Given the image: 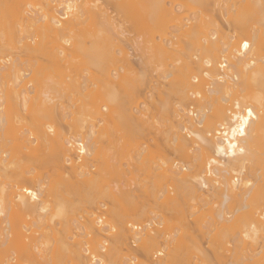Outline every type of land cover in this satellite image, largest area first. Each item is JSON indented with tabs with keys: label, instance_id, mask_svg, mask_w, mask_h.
Listing matches in <instances>:
<instances>
[{
	"label": "bare ground",
	"instance_id": "6f19581e",
	"mask_svg": "<svg viewBox=\"0 0 264 264\" xmlns=\"http://www.w3.org/2000/svg\"><path fill=\"white\" fill-rule=\"evenodd\" d=\"M104 1L50 0L44 3L46 9L51 11H49L50 13H45V11H43L44 13H40L39 9L27 10L28 8L24 9L22 6L18 10L11 9L9 17V14L6 15L7 11L0 9V263L64 264L66 260L64 261L63 259L68 255L67 258L70 259L69 261H73L74 264H117L118 260L116 259L118 258H115L116 254H113L115 252L113 250L117 249L116 247L118 245L121 247V243L123 244L126 242V244H129L127 247H130L131 250L133 249L132 252L136 248L131 246V242L133 244L135 243L136 247L140 244L142 254L148 259L150 253L146 244L157 239H162V237L165 236V238H163L165 240L164 247L161 246V248L155 252L153 258L155 261L152 259L151 262V264H164L163 261L165 260L157 262L158 260H156V258L174 252L172 251L174 244L178 242L177 240L181 239L182 234L180 229L172 225V217L168 219L164 217L162 213L158 214L159 211L155 212V209L149 210V212H144L143 210L135 214L134 218L132 217V219H134L133 221L136 220V222L141 221L142 223L143 219V222L147 220L145 221L146 223L144 222V225L138 226L128 223L129 221L126 222L127 218L124 220L122 218V220H120L121 217L117 218V215L113 214L116 213V211L108 210V215L110 216L111 214V217L113 216L110 220L113 222L115 221L114 224L119 228L118 234L114 235L112 234L115 232L114 226L112 227L110 225V221L107 222L106 216L104 218V213H102L103 216L102 214H100L101 216H95L96 213L92 212V210L102 198L103 200L105 199L104 201L107 200V202H110V205L113 203L118 204L120 198L117 196L119 194L114 198V196H111L113 191H111V194L106 192L107 194H101L103 197H99L98 201L94 200L95 202L93 201L90 207L88 206V208L93 209L89 210L90 212H88L87 209V216L85 215L87 218V225L84 223L81 224L80 221L83 219L81 216H76L80 213L84 214L82 213L83 211L80 213L78 212L80 210L76 207V204H68L72 206H67L64 202H57L54 203L53 208H51L42 199L45 191L56 189L55 186H58L56 189L58 192L61 191V189L63 190L61 187H67L68 184L66 185L65 182L67 181V183H69L70 178L73 176L81 179L80 188L82 191L88 192L89 190H95L97 186L96 181H94L95 177L93 178L94 180L88 178L91 172L89 173L87 168L89 163H92V160L95 162L99 160L100 149H98L97 141H100L102 137L98 134L99 137L95 135L97 132L95 128L98 124L101 125L105 121L103 119H106V117L103 115L105 118H100L96 123L94 122L95 124L88 123V120L82 119L79 122L80 124L78 123L73 134L67 136V134L62 133L60 125L55 124L54 117L52 116L51 118L55 108L62 107L63 110L65 104H61L60 100H62L63 97L66 100L67 98L69 99L73 93L79 95L77 96L78 98L75 97L76 100L74 99V102H72L73 97L72 100L70 99V104L66 105V107H69V110L66 109L68 113L66 114L64 112L65 114L63 113L62 115V117L67 115L66 119L68 117L73 119L74 111L72 109L82 97H90L94 102L97 100L102 101L101 103H103V105L101 106L98 104L100 102H96L99 106L96 112L100 114L102 110H104L103 107L109 108L110 116L113 114L115 116V118L112 116L114 119L113 122L118 125L121 124V126L123 125V128L125 127L127 131L130 127L135 126L133 123L136 118L135 115L130 114L131 103V106H128L129 108L125 107L127 105L124 106L123 103H119L123 101L121 100V93H119V91L123 87L125 90L127 86L131 88L129 92L134 93L133 90L137 91V93H139H136L138 97L144 88H137L138 90H136L132 83H135L136 80L139 79H141L140 81L145 80L146 83H149L152 77L158 75V73H162V80L166 79L168 86L171 88L170 95L172 99L170 101L172 104L175 102L172 105V107L174 106L173 109L167 107L166 104H164L162 108L165 109L168 124L164 123L167 124V126L163 125L162 118H160L161 121L159 120L161 125L157 122V118L153 119L151 116L150 119L147 116L148 113H145L146 109H149L147 105L145 110L139 108L141 110H139V113L144 118L140 116L141 118L138 117L140 121L138 119L135 121L137 124L136 128L141 126L143 129L146 127L149 128L148 126H150L154 132L160 131L163 129L162 127H167V133L163 130L165 133L163 137L165 136L164 139L168 145L165 141L164 143L170 148L172 153H174L172 155L175 156L172 160H166L167 162L165 161L161 164L151 161V164H154L153 170L156 172L161 169V173H163L169 183L161 188L159 199L161 197L163 198V196L164 198L166 197L165 200H162L165 201L164 205L167 206L166 208L168 209L166 210L168 213H172V211L179 209L178 207L180 204H177L179 195L182 199L190 197L193 201L200 200V202L203 203V206L201 205L203 208L208 204L212 206L215 204L212 208L210 205L208 211L202 214L199 212L201 214L200 216L195 215L197 210L191 212L193 210L190 208L188 210L190 213L189 217L192 218L195 215L202 224H208L215 228L219 226V235L225 239L224 242L226 244L229 245V243H232V247L229 249L227 246H224V243H222V245L220 244V250L222 249L223 253L229 252V255L220 256L222 260L217 259V256L215 260H212L214 263L205 257L204 251L200 250L202 253L199 252V254L201 253L202 255L200 254L201 256L198 258L201 264H264V251H262L264 248V205L257 203L258 201L260 203L261 199L264 200V53H262L264 51L261 52L262 54L260 53L261 55H257L258 51L264 50L259 48V45L261 46L262 36H264V0H237V3H244V8H246L245 11L236 7V2L228 4L227 2H229V0H184L185 3L182 6L186 7V9L192 10L190 8H199V10H202H200V12H205V7L210 6L214 12L219 11V14L221 13L223 16H227L229 22L226 20L224 21L227 28L226 31L228 28H233V30L238 28L241 31L240 34H244L246 39H242L239 42L237 40L236 42V40H234L236 37L233 36L235 32H232L233 34L230 32L232 36L230 34L228 38V35L224 32H219L220 28L218 25L212 28L205 27L207 23L201 18V15L197 18L192 17V19H195L201 24H198L200 26L199 30L200 28L202 30L199 31L200 33L197 32L199 35L196 33L198 36L194 35L195 37L191 39L192 41L188 39L185 46L183 42L182 45L184 47H177V42H172L173 39L169 40L172 37H161L160 42L155 43L154 47L148 46L146 49V53L148 52L149 56L148 54L142 55H145V57H143L145 59V61H143L145 64L142 62L145 70L142 69L144 73L140 72L141 74H139V76L129 71L132 70L131 68H133L132 64L134 62L132 64L131 62L133 58L136 57L133 53L135 54L139 47L134 45L137 49L134 48L132 44L134 40H130L131 43L129 42L130 44H128L127 41L129 39H127L126 32L118 31L119 27L115 25L114 17L111 15L112 12H110L109 7H107L112 0H108V5L106 4V0ZM171 1L174 3L176 0H170V5L172 4ZM184 1L182 0V2ZM208 1L212 3L209 5ZM54 2L58 5L53 4ZM44 6L42 7L45 9ZM173 6L174 5L170 6V8H166L164 0H150L146 7L150 10L148 12L147 9V12L151 17L159 15V17L162 16L163 18H167L168 21L172 18L175 22L174 19L176 16L175 14L173 15V13L176 11L171 9ZM42 7L39 8L41 9ZM199 10L197 9V11ZM191 12L197 13L196 10ZM10 18L12 20H9ZM245 18L249 21H251L249 18L252 20L255 19L254 22L256 26L250 25L245 27L242 22ZM177 19L180 22L182 21L180 18ZM178 21H176V23ZM244 21H246V19ZM184 22L175 25L178 31H185V27L187 29L188 24L186 22H188V20ZM89 26H93L92 29L86 30ZM79 27L85 29L80 31L78 29ZM79 32L97 33L93 36L90 45L86 46V42L80 38ZM179 33L183 36L182 38L187 37V32ZM216 33H221L222 38L226 39L225 42L224 40H217L220 38L215 36ZM172 35L174 36V33ZM36 37L38 41L37 39L34 40ZM187 42L189 45H187ZM14 43L21 44V46L15 47ZM50 43L52 44L50 45L52 48L51 52H53L51 61L54 60L50 62L51 65L52 63L56 65V63L61 62L70 54L71 56L69 57L71 59L67 57V61L68 59L74 60L76 57L82 58L88 65L96 67L101 77L98 81L94 80V82L86 77L85 72V76H83L81 81L78 77L80 81L78 82L76 80L78 78L75 79L74 76L71 78L68 70L66 72V67L63 65L60 66L57 64L56 66L53 65V67H50V65L47 64L50 68L45 67V71L46 69H50L52 73L54 72V75L48 70L46 71V75L49 77L46 78V75L43 73L45 72L43 66H35L38 69L34 70L33 63H31L33 67L32 65H26L27 60L34 58L31 56L32 51H39V46L44 47ZM122 43L125 47L119 45ZM134 44L137 43L135 42ZM145 48L143 50L144 52ZM152 49L154 50V54L152 53ZM69 51L70 53H68ZM171 51L178 52L180 56L176 55L177 57L174 58L172 54L170 57ZM21 54L23 55L21 56ZM115 54H120L121 56L118 57ZM25 55L27 56L26 62L21 59V57ZM41 56L42 55H40V58ZM37 57L35 56V58ZM35 58L34 60L37 62ZM66 59L63 64H66ZM154 59H156L157 62ZM142 60V57H136V59H134L136 62ZM154 63L157 64V66H155ZM22 64H25V68H27L25 69ZM110 65L112 68L111 70H109ZM153 65L155 67L154 70L151 69ZM36 71L37 74L35 75ZM48 72L52 75H48ZM39 75L42 77L38 78L37 76ZM68 78L69 80H67ZM199 80L200 82H198ZM197 82L198 84H196ZM96 83L100 86L96 85ZM136 83L138 84V82ZM136 83L135 85H137ZM121 84L122 86L125 85L122 87ZM94 85H96L95 88ZM139 85L142 86L143 84L141 85L139 82ZM115 87L118 89H115ZM130 88H126V91ZM122 94L124 95V93ZM128 94L126 93L127 96ZM135 98L136 97H134V99ZM189 100L190 103L188 102ZM143 105L145 106V104ZM123 106L127 109V112H129L127 114H130V116L125 113V109L120 108ZM140 107L142 108L143 106ZM96 112L94 111V115H96ZM89 115L92 117L91 112ZM133 116L134 119H132ZM62 117L59 118L62 120L64 119V117ZM90 117L89 119H91ZM95 117L94 119H96ZM177 117L179 119H172ZM163 118H165V116H163ZM44 119L47 121L43 122L45 121ZM129 119L134 121H130ZM30 121L33 124L39 123L36 127L40 126V138L36 136L33 137L34 134H32L31 129L27 126L30 124ZM210 121H213V123ZM209 122L212 124L210 125ZM145 124L146 127H144ZM209 125L211 127H209ZM82 130H85V133L84 131L82 132ZM159 133L162 134L161 131L156 134L159 135ZM37 135H39V133ZM100 135H102V133ZM96 137L100 139L97 140L98 138ZM103 137L105 138L104 135ZM39 139L45 148H51H48V150H52L49 155H51V152L52 156L54 155L53 157L51 156V158L55 160H52V162H54L52 163L53 166L55 164V166L52 167L53 169L55 168L54 171L52 170V174L46 172L48 175L43 173L47 175L44 177L47 182L50 181L49 185L45 182L44 177H41L42 173L37 172L36 166H33L36 162L30 165L35 167L31 171L36 169V173L34 172V176H32L33 174L29 173L31 172L29 171L30 168L26 166L29 172H24L23 167L20 165L23 161L22 159H20L21 162L18 160V157L24 158L26 156L25 150L26 152L30 150L28 154L36 150L38 147L35 145L32 146V144H35ZM108 141L110 142V140ZM115 144L116 145L113 144L112 150L113 148L118 149V147L121 146L119 143ZM129 146L130 145H128V148ZM136 146L137 143L134 147ZM108 150L110 149L106 151ZM144 150L145 149L140 146L136 149H132L133 157L139 161L145 158ZM109 153L113 154L111 151H109ZM21 154L22 157H15ZM112 156L113 155L110 157ZM133 157L130 156V158ZM146 160H148V158ZM70 161L74 162L73 167H69ZM106 161H108V159H106ZM86 162H88V166L86 167V171L88 170L87 172L84 166ZM106 163L107 162H105V164ZM72 164L73 163H71V165ZM107 166H110V164H107ZM17 167L18 169H16ZM90 167L92 168V166H89V168ZM14 169L20 170L16 171ZM42 169L45 168L43 167ZM49 169L51 171V168ZM53 173L57 175L55 174L56 176H54ZM51 177L53 178V182L49 180ZM62 179L64 181L61 183ZM52 184H54L53 187ZM48 186L50 187L49 190L47 188ZM116 186L115 188H117ZM170 188L176 191L178 197L176 196L173 198L170 196ZM56 190L53 191L55 192ZM10 195L12 197H10ZM259 195L262 197H259ZM205 197H207V199ZM100 206H102V204ZM84 207L85 206H83V208ZM113 209L116 208L114 207ZM68 210H71V214ZM101 210L104 212L103 209ZM100 211L98 210L97 213H101ZM109 211L111 213H109ZM178 215L179 219L182 218V221L179 220L181 222H178L182 224L185 219H183V217L180 218V213ZM31 216L34 217L33 220H30L32 219ZM44 218L49 221L50 228L48 227V231L51 230L49 233L52 232V236L51 234H47V231H45L46 233L44 232V230H47L46 226H49L47 223L48 221H42ZM186 218H188V216ZM79 219L81 220L79 221ZM60 222H69L67 226L71 225L72 230L75 229V231H79L76 233L73 230L74 233H71L72 235L70 234L69 241L73 239L71 243L68 242L70 244L65 243V241L62 240L64 238L63 235L58 230L57 232L55 230L56 225ZM44 223L47 224H45V229L41 227L44 226ZM164 225L169 229V231H167L168 234L162 230ZM51 227L54 229H51ZM62 227L63 229H67V227L63 225ZM212 227L211 229L208 227L209 229L206 231L207 238L211 240L217 238L211 236ZM41 228L46 234H44V240L42 238L43 233ZM40 229L41 231H39ZM178 230L180 234H178ZM205 230H207V228ZM53 232L57 233L56 235L58 238L55 237L57 239H54ZM68 232L70 233L71 231ZM32 235L34 237L36 236V240L30 241L33 238ZM46 236L51 237V239ZM91 236L94 239L98 238L97 241H94L92 246H90L91 242L87 240V238H91ZM74 238H80L82 241L74 240ZM226 238L228 241H226ZM144 240H146V242ZM105 243L106 245L104 246ZM251 243L253 246L259 245L260 250L253 254L250 253L249 251H251V249L249 250L248 247ZM109 244H112V246H110L111 249L109 252L106 253L107 248L105 247ZM199 249L197 250L199 251ZM247 250H249L248 252L250 254H248ZM3 251L5 253L8 252V254H5L2 259L1 255L4 253ZM252 252L254 251L252 250ZM175 253L176 252H174V254ZM157 254L159 256H157ZM138 257L135 256V254H130V256H126L122 259L123 262L121 264H136L137 260H139L137 259ZM171 257L172 256H170L171 260L169 259L170 262L168 260L169 264H177L174 261L177 257ZM196 257L195 259H197ZM187 258L189 259L182 258V260H180L182 263H180L197 264V261L193 262L194 259L192 260V257L190 259V257L187 256ZM217 260L220 261L216 262ZM149 261L150 260H148V262ZM119 262H121L120 259Z\"/></svg>",
	"mask_w": 264,
	"mask_h": 264
},
{
	"label": "rangeland",
	"instance_id": "374dc122",
	"mask_svg": "<svg viewBox=\"0 0 264 264\" xmlns=\"http://www.w3.org/2000/svg\"><path fill=\"white\" fill-rule=\"evenodd\" d=\"M40 3H39V2ZM47 1L49 2L50 0H0V9H2V10H4V11H7V14L6 15H8V17L10 16V11H11V9L12 10H18V9H20L22 6H23V8L24 9H27V10H37V9H39L40 10V13L41 12H43V11H45V13H50L51 11L49 10V9H46V7L44 6V3L46 2L47 3ZM57 1V0H56ZM104 1V0H103ZM184 1V0H183ZM220 1V0H219ZM42 2H43V5H42ZM105 2V1H104ZM107 2H108V0H106V4H107ZM148 2H150V0H112L111 2H109V5L107 6V7H109V10H110V12H112V16L114 17V21H115V25L116 26H118L119 27V29H118V31H124V32H126V36H127V39H129L127 42H128V44H130L131 42H130V40H134L137 44H134L135 42L133 41L132 42V44H133V46L135 45H137V47H139L138 49H137V47H135L134 46V48H136L138 51H136V53L138 54H134L133 53V55H136V57H138V58H141L142 57V61H140V62H136V61H134V59H136V57L135 58H133V61L131 62V64H132V67L133 68H131L132 70H129V71H131L134 75H138L139 76V74H141L144 70H145V68H144V64H145V62H143V61H145V59L143 58V57H145V55H147L148 54V56H149V53L147 52L146 53V49L148 48V46L149 47H151V46H153L154 47V44L155 43H159L160 42V39H161V37H167V36H169V37H167V38H170V37H172L171 39H169V40H172V42H177L176 43V45H177V47H184L185 46V44H186V41H188V39L190 40V41H192L191 39L193 38L194 39V35H197L198 33H200L199 31H202L201 30V28H200V30H199V25H201V24H199L198 23V21H196L195 19H192V17L193 18H197V17H200V15L202 16L201 18L202 19H204V21L207 23L206 25H205V27H210V28H212V27H214V26H216V25H218V27L220 28V31L219 32H224L226 35H228V38H229V36H230V34L233 32H235L234 33V37H236V38H234V40H236V42H237V40H238V42L240 41V40H242V39H246V36H244V34L242 35V34H240V30L237 28L236 30H233V28H228V30L226 31V25H225V23H224V21L226 20L227 22H229V18L227 17V16H223L221 13L219 14V11H216V12H214L213 11V9H211V7L209 6H207V7H205V10L207 11H205V12H200V10H199V8H195V9H193V8H190V9H192V10H189V9H186V7H183L182 5H184V3H185V1L184 2H182V0H176V1H174V3L172 2V4L170 5V0H164V3H165V7L166 8H170V6H172V5H174L173 6V8H171L172 10H174V11H176V12H174L173 13V15L175 14V16H176V18L174 19L175 20V22L172 20V18H171V20L170 21H168L167 20V18H163L162 16H160L159 17V15L158 16H153V17H151V15L148 13L150 10L148 9V7H146L147 6V3ZM210 2V3H209ZM232 2H238L237 0L235 1V0H229V2H227L228 4H230V3H232ZM20 3V4H19ZM212 2L211 1H208V4L210 5ZM25 4V5H24ZM29 4V5H28ZM53 4H55V5H58L57 3H53ZM53 4H50V5H53ZM20 5V6H19ZM41 5V6H40ZM149 5V4H148ZM213 5V4H212ZM16 6V7H15ZM29 6V7H28ZM42 6H44L45 7V9L42 7ZM176 6V7H175ZM181 6V7H180ZM26 7V8H25ZM39 7H42L43 8V10H42V8L40 9ZM146 7V8H145ZM236 7H239L242 11H245V9L246 8H244V3H242V2H239V3H237V5H236ZM29 8H31V9H29ZM212 8H213V6H212ZM147 9H148V12H147ZM177 9V10H176ZM197 9L199 10V11H197ZM210 9V10H209ZM193 10H196V12L197 13H194V12H191V11H193ZM208 10H209V12H208ZM50 11V12H49ZM202 11V10H201ZM211 11V12H210ZM109 12V13H110ZM200 12V13H199ZM44 13V12H43ZM193 13V14H192ZM194 14H196V15H194ZM191 15V16H190ZM204 15H205V17H204ZM5 16V15H4ZM172 16V15H171ZM225 17V18H224ZM169 18V19H170ZM177 18H180L182 21L180 22V21H178V19ZM165 19V20H164ZM228 19V20H227ZM243 19V18H242ZM246 19V21H244ZM242 22H243V25L245 26V27H247V26H250V25H255V19H251V18H249L251 21H249L247 18H245ZM7 21H9V20H12L11 18L8 20V19H6ZM188 20V22H186ZM248 20V21H247ZM176 21H178L177 23H176ZM186 22L188 25H187V29H186V27L184 28L185 29V31H183V30H181V31H178L177 30V28H176V26L175 25H177L178 23H183V22ZM174 22V23H173ZM184 22V23H185ZM176 23V24H175ZM199 24V25H198ZM209 25V26H208ZM224 25H225V27H224ZM256 26V25H255ZM92 27L93 26H89V28L88 29H86V30H90V29H92ZM204 27V28H205ZM87 28V27H86ZM80 31H82L83 29H85V28H81V27H79L78 28ZM179 32H187L186 34V36L187 37H184V38H182L183 36H181V34L179 33ZM198 32V33H197ZM210 32H213V31H210ZM215 32V31H214ZM218 32V31H217ZM227 32V33H226ZM231 32V33H230ZM245 32V31H244ZM96 33L97 32H79V36H80V38L81 39H83L85 42H86V46H89L90 45V42H91V40L93 39V36H95L96 35ZM174 33V36L172 35ZM197 33V34H196ZM232 33V34H233ZM232 34H231V36H232ZM172 35V36H171ZM185 35V34H184ZM199 35V34H198ZM197 35V36H198ZM215 36H217V38H220V39H217V40H224V42H225V40L226 39H223L222 38V35H221V33H216V35ZM175 37V38H174ZM222 38V39H221ZM227 38V39H228ZM37 39V41H38V38L36 37L34 40H36ZM187 39V40H186ZM175 40V41H174ZM29 41V40H28ZM37 41H36V43H37ZM189 41V42H190ZM130 42V43H129ZM184 42V43H183ZM235 42V41H234ZM182 43H183V45H182ZM15 44V43H14ZM17 45V46H16ZM50 45H52L51 43L50 44H47V45H45L44 47L43 46H39L38 47V49H39V51H36V50H34L35 52H33L32 51V54L31 53H28V54H31V56H33L34 58H35V56L37 57V58H35V59H37V62L34 60V58H32V59H29V60H27V62L25 61L27 58V56H29V55H27L26 53V55L25 56H23V57H21V59H23L25 62H26V65H32V67H33V64H34V70H37L38 68L37 67H35V66H43V69L46 67V68H50L51 66L53 67V65L54 66H56L57 64H59L60 66L61 65H63L64 67H66V72H67V70H68V73H69V75H71V78H73V76H74V78L76 79V78H80V81L82 80V78H83V76H85L86 75V77H88L89 79H91V80H95V81H98V79L101 77V74L98 72V70L96 69V67H94V66H90V65H88L82 58H74V60L72 59V60H69V59H71L69 56H71L70 54H69V56H67V57H69V59H68V61H67V57L65 58L66 59V64L64 63L63 64V62H64V60H62L61 62H59V63H56V65L54 64V63H52V65H51V63L50 62H53V61H51V59H52V53L53 52H51L52 50V48L50 47ZM119 45H122L123 47H125L124 46V44L122 43V44H119ZM187 45H189L188 44V42H187ZM237 45H238V43H237ZM236 45V46H237ZM15 47H19V46H21V44L19 45V44H15L14 45ZM41 47V48H40ZM146 47V48H145ZM45 48V49H44ZM116 48V47H115ZM144 48H145V52L143 51L144 50ZM259 48L260 49H264V36H262V42H261V46L259 45ZM258 48V49H259ZM37 49V48H36ZM154 49V48H153ZM152 49V53L154 54V50ZM47 52H46V51ZM49 50V51H48ZM40 51H41V53H40ZM262 51H264V50H261L260 52L258 51V53H257V55H261L262 53H264V52H262ZM49 52V53H48ZM134 52H135V50H134ZM139 52V53H138ZM150 52V51H149ZM176 51H171V53H170V57L172 56V54H173V57L174 58H176L177 56H180V54L178 53V52H176ZM262 52V53H261ZM51 53V54H50ZM68 53H70V51L68 52ZM151 53V52H150ZM192 53H194V52H192ZM261 53V54H260ZM143 54H145L144 56H142ZM23 54H21V56H22ZM40 55H42L41 56V58H40ZM115 55H117L118 57H120L121 55L119 54H115ZM141 55V56H140ZM177 55V56H176ZM147 56V57H148ZM153 56V55H152ZM25 57V58H24ZM172 57V58H173ZM49 58V59H48ZM171 58V59H172ZM173 58V59H174ZM172 59V60H173ZM49 60V61H48ZM156 62H157V60L156 59H154ZM168 61V60H167ZM166 61V62H167ZM24 62V63H25ZM30 64H29V63ZM144 64H143V63ZM155 62V63H156ZM31 63H33V64H31ZM61 63V64H60ZM154 63V64H155ZM47 64L48 65H50V67L49 66H47ZM130 64V65H131ZM143 64V65H142ZM23 65V64H22ZM24 66V68H25V64L23 65ZM155 66H157V64H155ZM58 67V66H57ZM69 67V68H68ZM113 67V66H112ZM129 67V66H128ZM131 67V66H130ZM153 68H151L152 70H154L155 69V67H154V65L152 66ZM27 68V67H26ZM25 68V69H26ZM68 68V69H67ZM112 68H111V65H110V69L109 70H111ZM127 69V68H126ZM142 69H144V70H142ZM33 70V71H34ZM52 71V70H50V69H46V71ZM152 70H150V71H152ZM44 71H45V69H44ZM46 71L45 72H43L44 73V75H46ZM127 71H128V69H127ZM50 72H48V75H54V72L52 73V74H49ZM86 72V73H85ZM141 72V73H140ZM42 73V74H43ZM84 73H85V75H84ZM138 73V74H137ZM144 73V72H143ZM37 74V71H36V73H35V75ZM161 74L162 73H158V75H156V76H154V77H152V81L150 80L149 81V83L147 84L146 83V81L145 80H143V81H140L141 79H139V80H136V82H138V84L137 85H139V82H140V84L142 85V86H137V85H135V83H132V85L134 86V88H136V90H138L139 88L141 89V88H144L141 92L142 93H140V95L137 97V95H136V93H137V91H135V90H133L134 91V93L133 92H129V91H131V88L130 87H125V90H124V85L122 86V84H121V86L123 87L122 89L121 88H119V89H121L120 91L119 90H117V91H119V93H121V100H123L122 102H119V103H123L124 104V106L125 105H127V106H125V107H127V108H129L130 106H131V104H132V106L130 107L131 109V113L130 114H132V115H135V118L136 119H134V116H133V118L132 119H134L135 121L138 119V117H140L141 115H140V113H139V110L140 109H144L145 110V108L148 106V108L149 109H146V111H145V113L147 114V116L151 119V116H152V118L153 119H156V120H158L157 122L159 123V124H161V120H162V123H163V125H166L167 126V124H168V122H167V120H166V115H165V109H162L163 108V106H164V104H166L167 105V107H171L172 109H173V107H172V105L175 103H171V99H172V96L170 95V92H171V88L168 86V84H167V80L165 79V80H162L163 78H162V76H161ZM160 75V76H159ZM38 78H41L42 76L41 75H39V76H37ZM44 77V76H43ZM47 77H49V76H47L46 75V78ZM156 77V78H155ZM161 77V78H160ZM45 78V77H44ZM56 78V77H55ZM79 78L78 79H76L78 82H80L79 81ZM53 80H54V78H53ZM67 80H69V78L67 79ZM197 80V79H196ZM94 81V82H95ZM155 81V82H154ZM150 82H152V83H150ZM198 82H200V80L198 81ZM198 82L196 83V84H198ZM98 83V82H97ZM96 83V85H98V86H100L99 84H97ZM96 85H94V88H95V86ZM120 86V87H121ZM136 86V87H135ZM91 87H93V86H91ZM91 87H90V89H91ZM93 88V89H94ZM97 88V87H96ZM126 88H130V89H127L128 91H126ZM133 88V87H132ZM138 88V89H137ZM115 89H118V88H116L115 87ZM123 91V92H122ZM122 93H124V95L122 94ZM126 93L128 94V96L126 95ZM137 94H139V93H137ZM126 95V96H125ZM77 96H79V95H77V93H73L72 95H71V97H69V99L67 98V100L63 97L62 98V100H60V103L61 104H65L63 107V110H62V107L60 108H58L57 107V109L55 108L54 110V112H53V114L51 115V118H52V116L54 117V121H55V124H57V125H60V127H61V129H62V133L64 134H67V136H69V135H71V134H73V132H74V130L76 129V127H77V125H78V123L82 120V119H85L86 121L88 120V123L90 122V123H92V124H95L96 122H97V120H99L100 118H103L104 116L106 117V119H103V120H105L101 125L100 124H98V126L95 128L96 130H97V132H96V134L95 135H99V136H101L102 138L100 139V138H98V137H96V138H98L97 140H99L100 139V141H97V145H98V149H100L99 150V160L97 161V162H95V161H91L92 163H89V166H92V168L90 167L89 168V166H88V162H90V161H88V162H86V164H84V166H85V171H86V167L88 166V172L91 174L90 175V177H88V178H94L95 177V180L94 181H96V189L95 190H89L88 192H85V191H82L81 190V188H80V182H81V179H79V178H77L76 176L74 177H72V178H70V180H69V183H67V181L65 182L66 183V185H67V187H61V188H63V190L61 189V191H59L58 192V190H56L57 188H58V186H55L56 187V189H53V190H56L55 192L52 190H50V191H45V193L43 194V197H42V199L48 204V206H50L51 208H53V206H54V203H57V202H64L65 204H67V206H72V205H68V204H76V207L80 210V211H78L79 213L80 212H82V213H84V214H78V215H76L77 217L78 216H81L83 219H82V221H80L81 219H79V221L81 222V224L82 223H84V224H86L87 225V218H86V213H87V209H88V212H90L89 210H92L93 208H88V206L90 207V204L94 201V200H99V197H103V196H101V194H107L108 192H109V194H111L112 192L111 191H113V194H111V196L113 197L114 196V198L117 196L118 198H120V201H119V203L118 204H115V203H113L112 204V202H111V204L112 205H110V202H107V200L106 201H104L103 200V198L102 199H100V200H102V201H100L99 200V205L97 204L96 206H95V208L92 210V212H95L94 214H95V216H99L100 214H102V213H104V218H105V216H106V219H107V222L108 221H110L109 223H110V225L115 229V232H111L112 234H114V235H117L118 234V232H119V228H117L118 226H116L115 224H114V222L112 221V220H110V218H112L111 217V214H110V216L108 215V210H113V211H116V213H113L114 215H117V218L119 217H121L120 218V220H122V218H123V220L124 219H126V222H128V223H131V224H134V225H138V226H142V225H144V222L145 221H147V220H145L144 222H143V220H142V223H141V221H138V222H140V223H138V222H136V220L135 221H133L134 219H132V217L134 218V215L135 214H137V213H139V212H141V211H143L144 210V212L146 211V212H149V210H154L155 212H158V214H161L162 213V215L164 216V217H166V218H168V219H171V217H172V225H174L175 227H177L178 229H180V232L182 233L181 234V239H179V240H177L178 242H175V244H174V248H173V250L172 251H174V252H176L175 254H174V252H171L170 254H172V255H170V254H166L165 256H161V257H158V258H156V260H158L157 262H159V261H162V260H165V261H163L164 262V264L166 263V264H169V262H170V256H172L173 258L176 256L177 257V261L174 259V261L177 263V264H181L182 263V261H180V260H182V258H184V259H189V258H187V256L188 257H190V259H191V257H192V260L194 259V261L193 262H196L197 264H201L200 263V260H199V258L198 257H200L202 254V251H204V254H205V257L206 258H208L209 260H211V262H213L212 260H215V258H217V256H218V258L217 259H220V260H222L221 258H220V256H222V255H229V252L228 253H223V251H222V249L220 250V247H221V245H222V243H224L225 245V247L227 246V248H229V249H231V247H232V243L230 244L229 243V245L228 244H226L224 241H225V239H223V237L221 236V235H219V230H220V228H219V226H216V228L213 226H209L208 224H202L201 222H199L198 220H199V218H197V216H200L203 212H206V211H208V208L210 207V205L211 204H208L207 206H204V208L202 207L203 205V203H201L200 202V200L198 201V200H191V198L190 197H186V198H184V199H182L181 198V196L179 195V199H178V202H177V204H180V206L178 207L179 209H177V210H175V211H172V213H168V211L166 210V209H168V208H166L167 206H165L164 205V203H165V201H163L162 199H164L165 200V198H164V196H163V198L161 197L160 199H159V194H161V193H159L162 189L161 188H163L164 186H165V184L166 185H168L169 183H168V181H167V179L165 178V176L163 175V173H161V169L160 170H157L156 172H155V170H153V163L151 164V161L152 162H155V163H158V164H161V163H163V162H165L166 160H172L173 159V157L175 156V155H172V154H174V153H172V151L170 150V148L168 147V146H166L165 145V143H167L166 141H165V136L163 137V134L165 135V133H167L166 131V129H167V127L165 126V128L164 127H162L163 129H161L160 131L162 132V134L161 133H159V135L158 134H156V133H158V132H160V131H157V132H154V130H152V128H150V126H148L149 128H147L146 127V124H145V126L144 127H146L147 129H149V130H147L146 128H143L142 129V127L140 126V123H139V126L140 127H137L136 128V122L134 121V120H132V119H129L130 121H134V123H133V125L135 124V126L134 127H128L129 128V130L127 129V127H126V129H127V131L125 130V127L123 128V125L121 126V124H117V123H114L113 122V118H115V116H114V114L112 115L113 116V118H112V116H110V112H109V108L107 109L106 107H103L104 108V110H102V114L100 113V114H98V112H96L97 110H98V108H99V106H98V104L101 106V105H103V103H101L102 101H99V100H97L96 102L98 103V102H100V103H96V102H94L90 97H87V98H83L82 97V99H80L79 101H77V103L75 104L76 106L72 109L74 112V114H73V119H71V117H68L67 119H66V117H67V115L64 117V119H60L61 117H62V115H63V113L65 112L66 114L68 113L67 111L69 110L68 108L69 107H66V105H69L70 104V101L72 100V98H73V100H72V102H74V99L76 100V98H78ZM76 97V98H75ZM123 97H125V98H123ZM134 97H136L135 99H137V100H135L134 99ZM192 97H194V96H192ZM123 98V99H122ZM139 98V99H138ZM71 99V100H70ZM125 99V100H124ZM63 100H64V102H63ZM119 100H120V98H119ZM120 100V101H121ZM62 101V102H61ZM69 101V102H68ZM128 101V102H127ZM144 102V103H143ZM189 103H190V100L188 101ZM127 103V104H126ZM131 103V104H130ZM133 103H136V104H138V105H136V104H133ZM143 104H145V106L143 105ZM188 104V103H187ZM122 105V104H121ZM147 105V106H146ZM120 107L121 109L123 108V109H125V107ZM129 106V107H128ZM134 106V107H133ZM139 106V107H138ZM140 106H143L142 108L140 107ZM137 107H138V110H137ZM103 108H101V109H103ZM133 108H136V109H133ZM140 108V109H139ZM171 108H170V110H171ZM59 109V110H58ZM66 109H68V110H66ZM65 110V111H64ZM129 110V109H128ZM134 110V111H133ZM93 111V112H92ZM94 111L96 112V115H94ZM125 113L127 114V113H129V112H127V109H125ZM141 111V110H140ZM172 111V110H171ZM174 111V110H173ZM91 112V115H92V117H90V115H89V113ZM119 112V111H118ZM123 112V111H122ZM133 112V113H132ZM64 113V114H65ZM93 113V114H92ZM124 113V112H123ZM98 114V115H97ZM120 114V113H119ZM118 114V115H119ZM130 114L128 115V116H130ZM138 114V115H137ZM89 115V116H88ZM104 115V116H103ZM125 115V114H124ZM131 115V116H132ZM96 116V117H95ZM163 116H165V118H163ZM60 117V118H59ZM62 117V118H63ZM89 117L91 118V119H89ZM94 117L96 118V119H94ZM104 117V118H105ZM142 117V116H141ZM140 117V118H141ZM58 118H59V120H58ZM129 118V117H128ZM142 118H144V117H142ZM160 118H162L161 120H160ZM164 119V120H163ZM172 119H175V120H177V119H179L178 117L177 118H172ZM45 121H43V122H46L47 120L46 119H44ZM95 120V121H94ZM139 120V119H138ZM160 120V121H159ZM170 120H171V118H170ZM140 121V120H139ZM138 121V122H139ZM60 122V123H59ZM95 122V123H94ZM167 123V124H165V123ZM210 122H212L213 123V121H210ZM209 122V123H210ZM31 121H30V124L29 125H27L30 129H31V131H32V134H34L33 135V137H38V138H40V135H41V132H40V126L39 127H36V126H38L39 125V123H35V124H33L32 123V125H31ZM67 123V124H66ZM129 123V122H128ZM132 123H131V125H132ZM142 123V122H141ZM212 123H210V125L212 124ZM80 124V123H79ZM17 125V124H16ZM99 125H100V128H99ZM127 125V124H126ZM130 125V124H129ZM142 125V124H141ZM162 125V124H161ZM209 125V127H211ZM34 126V127H33ZM39 128V129H38ZM123 128V129H122ZM133 128V129H132ZM38 129V130H37ZM137 129V130H136ZM140 129H142V130H140ZM86 130V129H85ZM85 130H82V132L84 131V133H85ZM123 130H125V131H123ZM139 130V131H138ZM163 130H165L164 132H163ZM38 131V132H37ZM64 131V132H63ZM87 131V130H86ZM132 131V132H131ZM141 131V132H140ZM155 131H156V129H155ZM102 133V135H100L101 133ZM39 133V135H37ZM70 133V134H69ZM83 133V134H84ZM104 133V134H103ZM106 133V134H105ZM155 136H154V135ZM50 135H53V134H50ZM103 135L105 136V138L103 137ZM65 136V135H64ZM120 140H119V139ZM163 138V139H162ZM116 139V140H115ZM40 140V139H39ZM36 141L35 142V144H32V146H36V147H38L36 150H34L33 152L35 153H33V152H31L30 154H28V151H30V150H27V152H26V150H25V153H26V156L24 157V158H20V157H18V156H21L22 157V154L21 155H17V156H15V157H18L19 159L18 160H20V159H22V163L20 164L21 165V167H23V171L24 172H29V171H31L33 168H35V167H32V166H30L31 164L33 165L35 162V165H33V166H36V169H37V172H40V173H42V178L44 177V176H47L48 175V173H51V172H53L54 171V169L52 168V167H54L55 166V164H54V166H53V164L52 163H54V162H52V160L53 161H55L54 160V158H51V156H52V152H51V155H49L50 154V151H52V150H48V148L49 147H47V148H45L44 146H43V144H41V140L40 141ZM108 140H110V142L108 141ZM115 140V141H114ZM122 142V144H121V142ZM164 141H165V143H164ZM38 142V143H37ZM109 142V143H108ZM135 142V143H134ZM115 143H119V145H121L120 147H118V149L116 148V149H114L113 148V150H115V151H113L111 148L114 146V145H116ZM134 143V144H133ZM137 143V146L136 147H134L135 146V144ZM114 144V145H113ZM128 145H130L129 146V148H128ZM132 145H133V147H132ZM167 145H168V143H167ZM143 147V149H145L144 150V155H145V158H143V159H140V161L139 160H136V158H134L133 157V152H132V149H136L137 147ZM125 147V148H124ZM132 148V149H131ZM168 148H169V150H168ZM49 149H51V148H49ZM107 149H110V150H108V151H106ZM128 150V151H127ZM109 151H111L113 154H110L109 153ZM123 151V152H122ZM128 152V154H127V152ZM24 152V151H23ZM145 152H146V154H145ZM102 153V154H101ZM131 154V155H130ZM29 155V156H28ZM103 155V156H102ZM108 155V156H107ZM111 155H113L112 157H110ZM48 156H49V158H48ZM54 156V155H53ZM52 156V157H53ZM130 156H132L133 158H130ZM147 156V157H146ZM33 157V158H32ZM108 157V158H107ZM110 158V159H109ZM148 158V160H146ZM16 159V158H15ZM31 159V160H30ZM38 159V160H37ZM49 159V160H48ZM106 159H108V161H106ZM131 159V160H130ZM150 159H152V160H150ZM17 160V159H16ZM18 160H17V162H18ZM25 160V161H24ZM34 160V161H33ZM145 160V161H144ZM150 160V161H149ZM163 160V161H162ZM31 161H32V163H31ZM39 161V162H38ZM48 161V162H47ZM157 161V162H156ZM20 162H21V160H20ZM26 164H25V163ZM30 163V164H28V163ZM104 162V163H103ZM105 162H107L106 164H105ZM167 162V161H166ZM15 163H16V161H15ZM23 163H24V165H23ZM70 163V166L69 167H73L74 166V162H69ZM71 163H73L72 165H71ZM17 164V163H16ZM15 164V165H16ZM91 164V165H90ZM93 164V165H92ZM103 164V165H102ZM107 164L109 165L110 164V166H107ZM50 165H52V166H50ZM101 165V166H100ZM106 167H105V166ZM26 166L28 167V168H30V170L28 171V169L26 168ZM30 166V167H29ZM15 167V166H14ZM20 167V168H21ZM24 167H25V169H24ZM45 168V169H42V168ZM51 168V171H50V169L49 168ZM152 168V169H151ZM16 169H18V167L16 168ZM16 169H14V170H16ZM27 169V170H26ZM35 169V170H36ZM39 169V170H38ZM48 171H47V170ZM121 169V170H120ZM20 170V169H19ZM19 170H16V171H19ZM35 170L34 171H31V172H29V173H32V174H30V175H32V176H34V172H35ZM46 170V171H45ZM53 170V171H52ZM120 170V171H119ZM15 171V172H16ZM44 171V172H43ZM50 171V172H49ZM86 171V172H87ZM121 171H123V172H121ZM21 172H22V170H21ZM46 172H48V173H46ZM36 173V172H35ZM43 173H45V174H47V175H44ZM124 173V174H123ZM39 174V173H38ZM52 174V173H51ZM54 174V173H53ZM56 174V173H55ZM54 174V176H56ZM38 176V175H37ZM49 177V176H48ZM54 178H56V177H54ZM58 178V177H57ZM76 178V179H75ZM44 179H45V182H47V180H46V178L44 177ZM48 179V178H47ZM52 177L51 178H49V180H51L52 181ZM55 180V179H54ZM66 180V179H65ZM72 180V181H71ZM56 181V180H55ZM58 181H59V179H58ZM58 181H57V183H58ZM64 180L62 179V181H61V183L63 182ZM78 181V182H77ZM53 182V181H52ZM51 182V183H52ZM48 183V185L50 184V181H48L47 182ZM59 183H60V181H59ZM70 183H71V185H70ZM78 183V184H77ZM55 184H56V182H55ZM53 185L54 184H52V187H53ZM57 185V184H56ZM117 185V186H116ZM65 186V185H64ZM71 186V187H70ZM115 186L117 187V188H119V189H117V188H115ZM54 187V188H55ZM98 187V188H97ZM48 188V190H49V186L47 187ZM46 188V189H47ZM113 189V190H112ZM117 189V190H116ZM118 190H119V192H118ZM170 191H171V194H170V196H172L173 198L174 197H178V194L176 193V191H174L173 189H169ZM114 191H115V194H114ZM103 192V193H102ZM107 192V193H106ZM99 194H100V196H99ZM207 195V194H206ZM110 196V197H111ZM166 196V195H165ZM10 197H12L11 195H10ZM204 197V196H203ZM202 197V198H203ZM208 197V196H207ZM207 197H205L206 199H207ZM259 197H262L261 195H259ZM256 198H257V196H256ZM204 199V198H203ZM259 199V198H258ZM96 201V202H97ZM180 201H182V202H180ZM258 201V200H257ZM88 202H90V203H88ZM95 202V201H94ZM101 202V203H100ZM105 202V203H104ZM216 202V201H215ZM258 204H261V205H264V200H262L261 199V201H260V203H259V201L257 202ZM79 204V205H78ZM102 204V206H104V207H102V206H100ZM161 204V205H160ZM199 204H200V206H199ZM255 204V203H254ZM82 205V206H81ZM117 205V206H116ZM119 205V206H118ZM158 205V206H157ZM83 206H85L84 208H83ZM198 206H199V208H200V210H199V208H198ZM214 206H215V204H214ZM214 206H212L211 205V208L212 207H214ZM254 206V205H253ZM256 206V205H255ZM75 207V206H74ZM100 208V209H98V208ZM111 207H115L116 209H113V208H111ZM193 207H194V209H193ZM262 207V206H261ZM264 207V206H263ZM86 208V209H85ZM165 208V209H164ZM191 208V210H193V211H191V212H195L196 210L198 211H196V214L195 215H197V216H193L192 218L191 217H189V209ZM202 208H203V210H202ZM68 209V208H67ZM71 209V208H70ZM101 209H103L104 210V212H102V210ZM157 209V210H156ZM86 210V211H85ZM98 210L101 212V213H97L98 212ZM107 210V211H106ZM121 210V211H120ZM202 210V211H201ZM205 210V211H204ZM17 211H19V210H17ZM69 211V213H70V211L71 210H68ZM85 211V212H84ZM167 211V212H166ZM105 212H107V213H105ZM136 212V213H135ZM166 212V213H165ZM175 214H174V213ZM180 213V218L181 217H183V219H185L184 220V222H182V224H180L179 222H181L182 221V218L181 219H179V213ZM201 214H200V213ZM109 213H111L110 211H109ZM131 213V214H130ZM186 213H188V214H186ZM199 213V214H198ZM71 214V213H70ZM177 214V215H176ZM186 214V215H185ZM86 215V216H85ZM171 215V216H170ZM35 216V215H34ZM84 216V217H83ZM94 216V217H95ZM101 216V215H100ZM102 216H103V214H102ZM188 216V218H186ZM32 217V219H30V220H33L34 219V217L33 216H31ZM47 217V216H46ZM69 217V216H68ZM71 217V216H70ZM128 217H129V219H128ZM175 217V218H174ZM185 217V218H184ZM86 218V219H85ZM116 218V219H117ZM132 220H131V219ZM46 218H44L42 221H44ZM86 222H85V221ZM113 220H115V219H113ZM179 220H181V221H179ZM48 220H45V222H47ZM132 221V222H131ZM179 221V222H178ZM70 222V221H69ZM69 222L68 223H64V222H60L58 225H56V232H57V230L63 235V241H65V243H68V242H70L71 243V241L73 240V239H70V241H69V238H70V236L72 235L71 233H74V232H79V231H75V229H73L74 230V232H73V230L71 229L72 228V226L70 225V226H67V225H69ZM106 222V223H107ZM48 224H49V221L47 222ZM61 223H63V224H61ZM108 223V224H109ZM146 223V222H145ZM176 223V224H175ZM45 224L46 223H44V226H41L42 228H44L45 227ZM61 224V225H60ZM113 224V225H112ZM47 225V224H46ZM52 225V224H51ZM62 225L64 226V227H67V229H63V227H62ZM109 225V226H110ZM206 225V226H205ZM47 227V230H44V232L45 231H47L48 233L47 234H51L52 232H50L49 233V231H51V230H49L48 231V229L50 228V224H49V226H46ZM45 227V228H46ZM49 227V228H48ZM54 227V226H53ZM53 227H51V229L53 228ZM59 227V228H58ZM125 227H126V224H125ZM208 227H210V229H211V227L213 228V230L211 231V236L213 237V238H216V239H209V238H207V235H206V231H208ZM41 228V229H42ZM44 228V229H45ZM117 228V229H116ZM207 228V230H205ZM219 228V229H218ZM41 229L39 230V231H41ZM54 229V228H53ZM62 229V230H61ZM167 227L164 225V228H162V230H164L165 232H166V234H168V232L167 231H169V229H167ZM215 229V230H214ZM64 230H66V231H64ZM162 230H160V231H162ZM68 231H71L70 233L68 232ZM159 231V230H158ZM43 232V229H42V233H43V240H44V234L46 233H44ZM66 232V233H65ZM164 232V233H165ZM180 232H179V230H178V234H180ZM54 233V232H53ZM64 233V234H63ZM67 233H69V234H67ZM116 233V234H115ZM148 233V232H147ZM204 233V234H203ZM214 235H213V234ZM33 234V233H32ZM57 233H54L53 235H54V239H57L58 238V236L56 235ZM71 234V235H70ZM219 236H218V235ZM46 235V234H45ZM56 235V236H55ZM216 235V236H215ZM51 236H52V234H51ZM94 236V235H93ZM215 236V237H214ZM222 238H221V237ZM32 239L31 238H29V239H31L30 241H34V240H36V236L34 237L33 235H32ZM47 237V236H46ZM55 237H57V238H55ZM204 237V238H203ZM47 238H50L51 239V237H47ZM68 238V239H67ZM81 238V237H80ZM80 238H74V240L76 239V240H80V241H82ZM91 238H92V236H91ZM87 238V240H89L91 243H90V246H92V244H94V241L96 240L97 241V239L98 238H96V239H94V238ZM100 238V237H99ZM104 238V237H103ZM143 238V237H142ZM148 238V237H147ZM163 238H165V236L164 237H162V239H157V240H154V241H151V242H148L147 244H146V246L148 247V251H149V257H148V259H147V257H145V255H143L142 254V250H141V245L140 244H138L137 245V247H138V249H137V247H136V249H134V251L136 252H132V250L130 249V247H127V246H129V244H126V243H121V247H120V245H118L119 246V248H118V246L116 247L117 249H115V250H113V251H115L113 254H116V257L115 258H118V259H116V260H118V263L117 264H121L122 262H123V258L124 257H126V256H130V254H135V256H139L137 259H139V260H137V262H136V264H151V262H152V259L154 258V254H155V252L159 249V248H161V246H163V245H165V243H164V239ZM66 239V240H65ZM144 239V238H143ZM86 240V239H85ZM92 240V241H91ZM147 240H149V239H147ZM163 240V241H162ZM208 240V241H207ZM214 240V241H213ZM145 242H146V240H144ZM226 241H228L227 240V238H226ZM129 242V241H128ZM70 243H68V244H70ZM130 243V242H129ZM140 243V242H139ZM178 245H177V244ZM126 244V245H125ZM221 244V245H220ZM252 244V243H251ZM251 244H249L250 246L248 247L249 248V250L251 249V251H249V250H247V252L249 251L250 253H256V252H258L260 249H259V245H257V246H253V244L251 245ZM152 245V246H151ZM167 245V244H166ZM109 247L110 246H112V244H109L108 245ZM105 247V248H107L106 249V253L107 252H109V250L111 249V247L109 248V247ZM11 247V246H10ZM164 247V246H163ZM169 247H171V246H169ZM197 247H199V248H197ZM258 247V248H257ZM143 248V247H142ZM256 250H254V249ZM92 249V248H91ZM90 249V250H91ZM140 249V250H139ZM144 249V248H143ZM197 249H199V251L197 250ZM258 249V250H257ZM264 249V248H263ZM262 249V251H264ZM93 250V249H92ZM91 250V251H92ZM138 250V251H137ZM176 250V251H175ZM200 250H202V251H200ZM252 250L254 251V252H252ZM112 251V252H113ZM131 251V252H130ZM221 251H222V253H221ZM4 252V251H3ZM199 252H201L200 254H199ZM248 252V254H250ZM118 253V254H117ZM164 253H166V252H164ZM5 254H8V252L7 253H2V255H1V257H2V259L4 258V256H5ZM138 254V255H137ZM221 254V255H220ZM261 254H263V253H261ZM178 255V256H177ZM67 257H68V255H66ZM113 256H115V255H113ZM153 256V257H152ZM193 256H194V258H193ZM197 256V257H196ZM65 258L64 257V264H70V262H71V264H74L73 263V261H69L70 259H68V258ZM171 257V258H172ZM195 257L197 258V259H195ZM161 258V259H160ZM164 258V259H163ZM68 259V260H67ZM119 259L121 260V262H119ZM170 259V260H169ZM178 259H179V261H178ZM148 260H150L149 262H148ZM168 260H169V262H168ZM204 260V259H203ZM220 260H217L216 262H219ZM69 261V262H68ZM153 261H155L154 259H153ZM173 261V262H174ZM181 262V263H180ZM215 262V263H216ZM252 262V261H251ZM18 263V262H17ZM214 263V262H213ZM246 263V262H245ZM248 263H249V261H248ZM175 264V263H174Z\"/></svg>",
	"mask_w": 264,
	"mask_h": 264
},
{
	"label": "built area",
	"instance_id": "2783aa9c",
	"mask_svg": "<svg viewBox=\"0 0 264 264\" xmlns=\"http://www.w3.org/2000/svg\"><path fill=\"white\" fill-rule=\"evenodd\" d=\"M139 229H140V228H139ZM105 245H106V243L104 244V246H105ZM131 246H132L133 248H136V244H135V243L133 244V243L131 242ZM103 251H104V250H103ZM157 256H159V255L157 254ZM0 264H1V263H0Z\"/></svg>",
	"mask_w": 264,
	"mask_h": 264
}]
</instances>
